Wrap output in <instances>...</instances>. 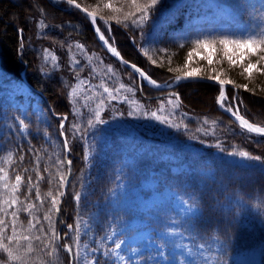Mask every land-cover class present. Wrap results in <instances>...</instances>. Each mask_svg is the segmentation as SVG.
Instances as JSON below:
<instances>
[{
  "label": "trees",
  "instance_id": "obj_1",
  "mask_svg": "<svg viewBox=\"0 0 264 264\" xmlns=\"http://www.w3.org/2000/svg\"><path fill=\"white\" fill-rule=\"evenodd\" d=\"M75 2L90 12L97 11V23L109 43L126 61L142 68L156 82L170 84L177 75L190 70H199L204 78L218 75L220 80H231L233 83H226L229 98L232 99L236 88L241 115L264 127V74L253 70L249 79L243 73L249 60L255 62L257 57L245 55L242 63L231 65L218 42L225 36L244 38L264 25V0H184L176 6L174 0H160L151 18L141 27L130 21L125 27L111 20L114 15L122 17L123 12L113 13L105 8L108 0ZM111 2L114 7H123L124 12L132 10L122 0ZM223 5L230 8L229 14L224 13ZM101 16L109 20L110 34L103 27ZM41 20L47 27L40 28ZM205 38L216 41L214 47H208L213 50L209 55L212 63L203 59L205 49L199 48L186 66L188 52L196 47L194 42ZM142 49L148 50L151 60ZM45 50L57 57L55 66L51 58L45 60ZM236 51L232 49L229 54ZM196 52L204 56L196 57ZM257 67L264 68V62ZM0 74L22 80L37 91L49 117L48 122L42 121L31 110L23 113L21 108L1 98L4 103L0 105V166H4L10 152L16 160L8 168L9 182H14L12 178L17 172L25 179L28 175L35 179L36 173L31 168L37 154L41 157L40 171L46 178L49 173L55 175L57 168L62 172L71 169L66 177V190L63 189L65 195L59 198L60 211L51 215L60 237L58 246L73 243L75 225L80 220L81 248L87 243L98 249L97 264H118L111 251L115 243L144 228L152 229L151 240L169 258L174 245L158 238L157 233L174 229L193 249L202 248L213 255L217 264H233L239 254L257 248L261 250L259 264H264V137L242 129L218 109L221 89L218 84L181 83L171 90L176 96L143 82L140 87L138 77L100 46L84 14L67 4L48 0H0ZM121 84L125 88L121 89ZM245 84L248 90L240 87ZM101 85L110 90L120 89L112 93L116 99H107ZM73 88L77 89L76 97L70 95ZM101 99L104 105L99 108L100 118L106 123L91 128L88 120H95L94 112ZM169 100L179 107L168 103ZM153 111L168 122L149 118ZM129 112L133 115H128ZM65 116L67 120H63L61 129ZM21 119L28 125L23 131ZM73 124L80 126V133L74 135ZM65 136L70 151L64 148ZM236 151H247L262 160L230 154ZM20 155L25 158L23 162L18 160ZM57 158L70 159L72 164L58 165ZM24 168H29V172L23 173ZM145 181L154 182L145 195L173 191L196 213L182 217L170 201L143 212L118 206L124 192L135 188L143 191ZM3 183L0 181V199L4 194ZM54 184L50 185L47 179L41 181L42 198L50 187L55 194ZM77 193L81 196L79 202L74 198ZM18 195L24 198V185ZM31 198L35 200V191ZM36 203L40 210L35 215L41 217L45 232L50 234L48 221L42 219L49 205ZM16 207L8 210L6 223L11 221L10 213ZM135 219L146 221L147 225L125 228L128 221ZM20 220L26 226L27 214L21 212ZM68 225H73V229L69 230ZM7 235H11V228ZM35 244L38 246L39 242ZM152 252L156 253V248ZM149 255L144 252L141 257L147 260ZM41 260L52 258L37 251L30 264H41ZM0 264L19 262L8 260L6 253L0 252ZM53 264H69V254L62 247Z\"/></svg>",
  "mask_w": 264,
  "mask_h": 264
},
{
  "label": "snow or ice",
  "instance_id": "obj_2",
  "mask_svg": "<svg viewBox=\"0 0 264 264\" xmlns=\"http://www.w3.org/2000/svg\"><path fill=\"white\" fill-rule=\"evenodd\" d=\"M101 3H103V0H100ZM66 3L68 5H74L77 9H81V6L79 4L75 3V0H66ZM122 4L130 5L132 10H129L127 12H124L123 7H114L111 0H108L107 3H104V7L107 9H110L113 13H121L123 12V16L114 15L111 16V20H115L117 24H124L125 27H127V23L130 21L132 25L136 27L143 26L150 18L153 10L156 9L157 5L160 4V0H122ZM99 7V5L97 6ZM88 18H90L91 22L93 24L96 23L98 12L97 11H89L87 8L81 9ZM138 14V15H137ZM100 19L104 20V23L107 25L109 23L108 19H105L104 17H100ZM40 28L43 29L44 27H47L45 25L44 21L41 20L39 24ZM108 31H111V27L109 26ZM96 32L99 34L100 40L104 42V44L108 47V49L117 57H120V53L116 50V48L112 47V44L109 43L108 39H106L103 32L100 31V28H96ZM143 35V33H141ZM219 44L223 47L224 56L228 59L229 63L231 65H235L238 60L233 59V55H230L229 52L234 48L237 51L234 53L240 61L244 59L245 55L248 56H255L257 59L255 62L249 60L248 64L243 67V73L248 74V78H252V70L255 69L258 73L264 74V68H258L257 65L261 64V62H264V25H261L257 31L249 32L244 38L241 39H232L228 36H225L223 38L219 39ZM216 41L215 40H209L208 38H205L203 40H197L194 42L195 48L193 51L188 52L187 58H186V66L187 63L191 61V58L193 56V52L196 51V49L199 48H208V47H214ZM78 48L83 49V45H77ZM180 47H183V44L180 45ZM145 56H149L148 50L142 49ZM161 51L167 52V49H162ZM198 54V53H197ZM49 58L53 61V64L55 66V62L57 60V57L52 54L50 50H45V60L47 61ZM120 59L123 61V57H120ZM149 59L151 60V56H149ZM203 59H206L209 64L212 63V60L210 56H205ZM124 63H128L127 61H123ZM169 62H171V57H169ZM76 63H79L76 61ZM152 63H156L155 60H152ZM131 67L138 72L141 76H143L145 79L149 80V82L156 86L160 87V85L157 84V82L151 77L147 76L143 70L139 69L135 64H132ZM108 71L111 72L112 69L109 66ZM169 71H173V69L169 68ZM242 73V74H243ZM114 74V73H113ZM200 78V72L199 70H190L183 73V75H177L175 77L176 82H179L181 80H187V79H197ZM209 80L216 81L221 85V90L219 93V96L217 97V103L220 104L222 108L225 109V111L231 113V115L235 118V120L239 123L240 127L242 129H245L249 133H255L257 135H264V127H260L257 124L250 123L249 120L245 118L244 115L240 114V104H235L236 97H233V103L225 104V101L227 100L226 93L223 89V85L225 83L231 84L233 83L231 80L225 81L220 80L219 76H208L206 77ZM103 87L104 93L108 94L107 99L109 100H115L116 96H114L112 93L113 91L119 92L120 89H112L110 90L108 87ZM240 87H243L245 90H248L247 84L241 85ZM120 88H125L124 84L120 85ZM128 91H132V89H127ZM70 95L72 97L77 96V89L73 88L71 90ZM174 96L177 94L173 93ZM127 100V97L124 98ZM178 99V96H177ZM75 102V101H74ZM168 103L173 104L174 107H179V104L174 103V101L169 100ZM242 103V101H240ZM104 100L101 99L99 101V104L97 106V110H95V120L89 119L88 125L91 128H94L97 123L104 124L106 123L105 120L100 118V111L99 108L103 107ZM77 114H79V110H76ZM145 116H149L148 112L143 113ZM121 115H123L121 113ZM128 115H133L132 112H129ZM149 118H154L158 121L167 123L166 118H162L157 115L155 111L150 113ZM63 120H67V117H63L60 128H64ZM205 124L208 123L207 120L204 121ZM212 124L215 125L216 121H212ZM19 125L21 127V130H26L28 128V125L25 123L24 120H19ZM172 127H179L178 124H172ZM186 127V126H185ZM72 128L75 130L74 135L76 133H80V126L78 124H73ZM63 135V133H61ZM82 135V133H81ZM64 148L66 151H70L68 148L69 140L67 136L64 138ZM231 155L239 156L240 158L246 159V160H256L261 161L262 157L260 156H252L247 151H236L233 153H230ZM87 158V155H86ZM24 156L20 155L18 157V160L20 162L24 161ZM35 160V166L31 168V171L36 173V178L33 179L31 175L27 176V179H25V176L22 175L20 172H17L14 177L12 178L14 182H9V171L8 168L16 163V160L13 159V153H9L7 157L4 159V166H0V181H3V199H0V252L6 253L7 259L13 262H19V264H30L32 255L39 251V252H46L47 256L51 257V261H45L41 260V264H53V261L58 258V253L60 252V248L62 247L65 252L69 254V264H81L82 260V253H81V245H80V237H81V222L80 220H77V223L75 225V234L73 236V243L72 244H64L61 246H58L56 242L59 241L60 237L55 231V228L52 224L51 215L53 212H59V198L65 195V192L63 189L67 186L68 181L66 179L67 175L70 173L71 169L69 167L67 172L60 171L59 168H57L55 175L49 173L47 178L41 173L40 171V163H41V157L37 154L34 157ZM57 164L58 165H64L65 163L67 165H71L72 161L69 160H63L57 158ZM45 171H48L45 169ZM23 173H28L29 168L22 169ZM47 179L48 183L51 185L53 182H55L54 186L56 188L55 194L50 187L49 190L44 194V197H41V191H40V183L41 181H44ZM24 185V198L21 199L20 195L18 193L21 192V186ZM33 191H35V200H32V194ZM75 200L77 202L80 201L81 196L79 193L75 195ZM36 201L39 202V206L45 205L47 203L49 207L47 210L43 213L42 219L45 221H48V228L51 230L50 234L45 232L44 226L41 223V217L36 216L35 212L39 211V207L36 203ZM14 205H18L14 211L10 213L12 219L9 223L5 222V217L9 215V209H11ZM26 213L28 217L27 225L25 226L24 222L20 220V213ZM41 225L39 228L37 225ZM69 230L73 229V225L67 226ZM11 228V235H7L8 229ZM68 234L65 233V236ZM5 240L8 241V243H5ZM21 241H24L26 243L22 244ZM35 242H39L38 246H36ZM123 241L115 243V247L111 250L112 253L116 256L118 261H124L125 257L119 253V249L121 248V245L123 244ZM11 245V246H10ZM85 248H87V245H84ZM98 249L92 248L91 252L95 253ZM107 255V252L105 253ZM83 264H96L95 259L89 261L87 259V253L83 255Z\"/></svg>",
  "mask_w": 264,
  "mask_h": 264
},
{
  "label": "rangeland",
  "instance_id": "obj_3",
  "mask_svg": "<svg viewBox=\"0 0 264 264\" xmlns=\"http://www.w3.org/2000/svg\"><path fill=\"white\" fill-rule=\"evenodd\" d=\"M182 1L184 0H174L173 6L182 3ZM222 8L225 14H229L230 8L228 6L223 5ZM102 24L104 28H109L110 26V23L106 25L104 23V20L102 21ZM112 46L114 45L112 44ZM204 49V54L206 56H211L213 50L211 48H203V50ZM233 50L236 49L233 48ZM204 54L199 52L194 53L196 57L204 56ZM230 55H233V59H237L239 63L243 62V60L240 61L234 53ZM0 87H2L0 88V105L4 103L1 102L2 98L4 101H9L13 106L21 108L23 113L31 110L32 112L37 114L39 119H41L42 121H49L48 113L44 108L42 96L37 91L28 86L24 81L12 79L9 76L0 74ZM233 90V97H236L237 89L233 88ZM169 93L173 95L174 92L169 91ZM226 95L227 100L225 101V104L233 103V97L232 99H230L227 91ZM235 104H238L237 101L234 102V106ZM142 186L143 191L140 188H135L133 190L124 192L118 199V206L134 208L143 212L148 211L153 206L160 204L163 201H170L173 208L182 217H189L196 213V209L191 207L187 202L181 200L175 192L165 190V193L155 192L145 195L148 190H151L153 188L154 182L145 181ZM127 225L128 227H138L147 225V222L135 219L128 221L125 224V228H127ZM151 230L152 229L144 228L133 235V237L125 239L123 241L124 243L121 245V248L118 251L125 257V260H117L118 264H154L156 262L161 264H217L213 255L206 253L202 248L193 249L185 242V239L181 237V234L174 229H169L157 233L158 238H161L163 241L169 242L170 245H174L172 253L173 255L171 257L172 259L167 257L165 250L161 247H158L154 243V241L151 240ZM62 238H64V236H62ZM84 245H87V248H85ZM153 248H156V253L152 252ZM91 249L92 248L87 243L82 245L81 264H83V255L85 253H87V259L89 261L95 259L97 264L98 258L95 257L96 252L92 253ZM144 252L150 253L147 260H144V258L141 257ZM260 255V248L251 249L235 257V259L233 260V264H259Z\"/></svg>",
  "mask_w": 264,
  "mask_h": 264
},
{
  "label": "water",
  "instance_id": "obj_4",
  "mask_svg": "<svg viewBox=\"0 0 264 264\" xmlns=\"http://www.w3.org/2000/svg\"><path fill=\"white\" fill-rule=\"evenodd\" d=\"M48 1H50V2H54V3H64V4H67L66 3V0H48ZM76 3V2H75ZM77 4V3H76ZM68 5V4H67ZM70 6V5H69ZM70 7H73V8H75V9H77L74 5H71ZM81 9H83V7H81ZM81 9H77V10H79L82 14H84L86 17H87V15L81 10ZM87 19L90 21V23H91V27H92V30H93V33H94V35H95V37H96V39H97V41L99 42V44H100V46L112 57V58H114L116 61H118L122 66H124L126 69H128V70H130L132 73H134L137 77H138V79H139V86L141 87V84H142V82L144 83V84H146V85H148L149 87H151V88H153V89H155V90H159V91H171L173 88H175L177 85H179V84H181V83H185V82H192V81H204V82H209V83H213V84H219V83H217L216 81H213V80H209V79H207V78H204V77H200V78H197V79H187V80H181V81H179V82H176V80L173 82V83H171L170 85H165V84H161V83H158L157 82V84L158 85H160V87H156V86H154V85H152L150 82H149V80H147V79H145L143 76H141L138 72H136L132 67H131V65H132V63H130V62H128V63H124L123 61H126L124 58H123V61L120 59V57H122L121 56V54H120V57H117L116 55H114L109 49H108V47L104 44V42L102 41V40H100V38H99V34L96 32V28L97 27H99L98 26V23H97V20H96V23L95 24H93L92 22H91V20H90V18H88L87 17ZM97 19H98V17H97ZM101 31V30H100ZM112 47H114V46H112ZM115 48V47H114ZM117 50V49H116ZM118 51V50H117ZM138 67V66H137ZM139 69H141V70H143L142 68H140V67H138ZM143 72H145L144 70H143ZM146 73V72H145ZM147 74V73H146ZM147 76H148V74H147ZM152 79V78H151ZM227 87H228V85L225 83L224 85H223V89H224V91H225V93H226V90H227ZM218 104V109L223 113V114H225L226 116H228L231 120H233L237 125H239V123L235 120V118L231 115V113H229V112H227V111H225V109L224 108H222L221 106H220V104L219 103H217ZM251 123V122H250ZM240 126V125H239ZM259 126V125H258ZM260 127H263V126H260ZM253 134H255V133H253ZM255 135H257V134H255ZM258 136H262V137H264V135H258ZM67 187V186H66ZM66 187H65V190H66Z\"/></svg>",
  "mask_w": 264,
  "mask_h": 264
},
{
  "label": "bare ground",
  "instance_id": "obj_5",
  "mask_svg": "<svg viewBox=\"0 0 264 264\" xmlns=\"http://www.w3.org/2000/svg\"><path fill=\"white\" fill-rule=\"evenodd\" d=\"M227 96V95H226ZM241 114V113H240ZM247 119V118H246ZM248 120V119H247ZM250 122V121H249ZM252 123V122H251Z\"/></svg>",
  "mask_w": 264,
  "mask_h": 264
}]
</instances>
